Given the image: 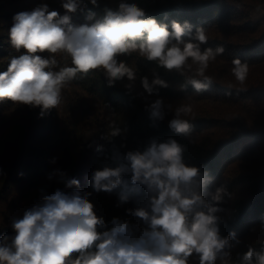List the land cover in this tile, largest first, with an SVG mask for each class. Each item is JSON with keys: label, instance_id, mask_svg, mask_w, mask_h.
I'll use <instances>...</instances> for the list:
<instances>
[{"label": "trees", "instance_id": "16d2710c", "mask_svg": "<svg viewBox=\"0 0 264 264\" xmlns=\"http://www.w3.org/2000/svg\"><path fill=\"white\" fill-rule=\"evenodd\" d=\"M64 3L67 0H0V72L7 71L13 58L26 54L23 47L17 50L11 44L15 15L44 4L48 12L58 13L53 23L65 31L103 22L107 12L118 11L121 3L135 4L144 12L142 19H155L169 32L173 22L180 23L181 40L198 44L201 52L211 48L215 53L218 47L223 52L199 76L191 58L182 68L168 70L137 50L115 57L133 70V80L125 76L109 85L105 70L99 68L77 72L62 87L59 105L50 109L0 100V247L14 252V223L25 212L45 206L57 191L93 204V212L103 221L96 226L98 233L110 234L127 222L128 232L118 234L119 241L149 240L145 233L152 232L153 200L160 189L143 173L133 182L129 154H144L153 145L158 150L175 141L181 148V163L198 169L190 186L203 203L195 211L209 214V208H215L212 226L219 239L228 241L216 252L213 264H248L244 257L250 249L251 264H258L256 254H264V27L253 19L252 10L264 9V0H96L95 4L77 0L75 12L64 9ZM198 29L204 30L206 42L195 39ZM146 36L137 38V44ZM179 46L183 48V43ZM32 55L56 61L45 72L74 66L67 52ZM236 59L248 66L243 83L233 74ZM144 78L151 93L143 86ZM157 79L166 87L153 84ZM193 79L207 87L197 90ZM157 100L160 115L153 116L151 106ZM186 106L191 112L177 116V110ZM174 119L187 121L189 129L177 132L170 127ZM106 168L120 169L118 177L110 178L116 186L110 192L97 191L93 177ZM217 189H222L219 200L214 199ZM138 210L145 211L148 219L138 217ZM88 251L95 252L96 245ZM79 255L73 253L70 259ZM200 256L193 251L187 264H200Z\"/></svg>", "mask_w": 264, "mask_h": 264}, {"label": "clouds", "instance_id": "9594fccd", "mask_svg": "<svg viewBox=\"0 0 264 264\" xmlns=\"http://www.w3.org/2000/svg\"><path fill=\"white\" fill-rule=\"evenodd\" d=\"M95 4L96 0H91ZM77 0H67L63 8L75 12ZM47 13V15H46ZM56 11L48 12L46 4L32 12H19L15 23L9 31L11 44L17 50L24 48L26 54L13 58L7 71L0 72V100L7 98L14 103L42 106L43 109L56 107L60 103L61 89L77 72L88 73L102 68L109 78V85L125 76L135 78L133 70L125 63H117L119 54H130L139 51L148 60L158 61L168 70L182 68L189 58L197 64L196 74L204 76L210 60L223 52L222 47L215 51L211 48L200 51L199 45L183 42L184 28L173 22L172 31L167 26L158 24L155 19H142L144 12L135 4L121 3L119 10H109L103 22L91 27H69L67 31L53 23ZM65 16L64 20L67 21ZM147 36L137 44V38ZM176 44L170 43L172 40ZM201 43L207 41L203 29H198L195 37ZM183 43V48L179 45ZM67 52L72 57L73 67H65L58 72H45L49 64L56 61L42 59L36 52ZM233 74L241 83L248 73L247 64L239 59L233 61ZM208 79V78H206ZM191 84L197 89L206 88L193 79ZM153 84L165 86L159 79ZM144 88L151 93L152 87L147 79L143 80ZM161 102L157 100L152 107V115H160ZM191 112V107H181L177 116ZM170 127L177 132L189 129L187 121L174 119ZM134 175L133 182L143 173L150 184L160 189L153 200L151 218L152 232L150 239H141L136 243H122L116 237L128 232L127 222L114 227L111 233L100 234L96 226L102 224L101 218L93 212V204L79 196L68 198L56 195L49 197L42 208L25 212L22 220L14 223L16 236L12 241L15 251L0 247V264H187V258L193 251L201 254L200 264H213L216 252L224 248L227 238H218L217 229L212 226L216 211L209 208V214L195 211L202 198L191 190V180L197 176L196 167H187L181 163V148L175 141L161 144L157 150L153 145L144 154H129ZM120 169L97 171L93 177L95 190L111 191L117 181ZM164 177L165 179H161ZM107 180L108 183H101ZM72 184H78L73 180ZM181 184L184 188H181ZM222 189H217L214 199L219 200ZM192 215L189 221V214ZM136 215L147 220L148 214L138 210ZM115 223V221H114ZM211 226V227H210ZM162 231H157V229ZM103 236V238H102ZM100 243L96 244V241ZM96 245V251L89 249ZM73 253H79L70 259ZM258 264H264V254L257 253ZM253 251L250 249L244 259L251 264Z\"/></svg>", "mask_w": 264, "mask_h": 264}, {"label": "rangeland", "instance_id": "374dc122", "mask_svg": "<svg viewBox=\"0 0 264 264\" xmlns=\"http://www.w3.org/2000/svg\"><path fill=\"white\" fill-rule=\"evenodd\" d=\"M253 19L256 21V23L264 27V9L262 8H255L252 10Z\"/></svg>", "mask_w": 264, "mask_h": 264}]
</instances>
